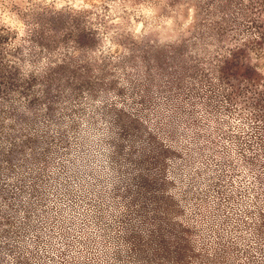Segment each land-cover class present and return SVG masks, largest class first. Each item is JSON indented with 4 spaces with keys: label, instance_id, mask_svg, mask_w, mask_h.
I'll use <instances>...</instances> for the list:
<instances>
[{
    "label": "rangeland",
    "instance_id": "1",
    "mask_svg": "<svg viewBox=\"0 0 264 264\" xmlns=\"http://www.w3.org/2000/svg\"><path fill=\"white\" fill-rule=\"evenodd\" d=\"M0 264H264V0H0Z\"/></svg>",
    "mask_w": 264,
    "mask_h": 264
}]
</instances>
